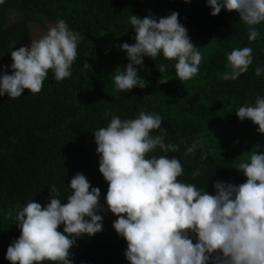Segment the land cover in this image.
<instances>
[{"label":"trees","instance_id":"1","mask_svg":"<svg viewBox=\"0 0 264 264\" xmlns=\"http://www.w3.org/2000/svg\"><path fill=\"white\" fill-rule=\"evenodd\" d=\"M172 12L179 14V22L202 55L198 74L181 83L173 67L176 61L162 54L155 60L145 56L143 68L136 67L146 87L118 91L115 70L129 63L119 45L135 43L130 15L160 18ZM211 12L206 0H4L0 4V66L12 64L11 44L28 37L30 22L44 25L48 20L54 27L63 19L83 37L69 77L56 81L49 70L39 93L25 89L19 98L0 97V264H11L5 257L21 234L15 220L19 208L33 200L47 205L52 186L66 204L72 191L68 185L77 173L100 189L103 211L97 214L103 216V230L77 238L70 259L73 264H129L124 254L127 242L113 228L118 217L106 204L108 183L99 171L93 135L106 128L113 116L121 120L138 118L140 112L161 116L160 129L150 134L162 135L166 145H178V150L163 152L157 147L147 158H177L183 168L180 182L212 195L217 181L237 186L246 182L235 167L250 162L247 158L253 152L264 153V134L252 121H241L236 110L253 106L257 96L264 98V71L255 74L257 67L264 69V22L257 25L260 35L250 42L238 13L222 9L212 16ZM243 47L253 49V63L236 80H224L223 74L230 71L227 54ZM161 65L166 66L164 73L158 71ZM10 66L5 68L9 75ZM160 79L168 81L160 84ZM196 140L204 148L185 154ZM203 152L208 153L205 159ZM197 170L200 175L193 178ZM58 230L63 232V225Z\"/></svg>","mask_w":264,"mask_h":264},{"label":"clouds","instance_id":"2","mask_svg":"<svg viewBox=\"0 0 264 264\" xmlns=\"http://www.w3.org/2000/svg\"><path fill=\"white\" fill-rule=\"evenodd\" d=\"M206 2L212 16L222 9L238 13L247 26L250 42L260 35L257 25L264 22V0ZM178 16L177 12L160 18L130 15L135 43L119 45L129 63L123 70H115L113 79L118 91L146 87L136 67L143 68L145 56L155 60L162 54L166 60L176 61L173 67L181 83L198 74L202 55ZM82 39L59 19L47 35L11 51L12 74L0 66V97L19 98L25 89L33 95L39 93L49 70L56 81L69 77ZM252 52L251 47H243L227 54L226 68L230 71L223 74V79L236 80L247 72L253 63ZM165 68L161 65L158 71L164 73ZM262 71L257 67L255 74L259 76ZM167 81L160 79L159 83ZM236 115L241 121H252L264 134V98L257 96L253 106L239 107ZM161 123L158 114L140 112L135 119L113 116L106 128L93 133L100 156L99 171L108 183L106 204L118 217L113 228L127 242L124 254L129 264H264V153L253 152L247 158L250 162L235 167L246 176V182L237 186L217 181L212 195L178 181L183 168L177 158H147L157 147L163 152L178 150V145H166L162 135L150 134L160 129ZM197 148H204L200 140L187 147L185 154ZM207 155L203 152L201 159ZM198 175L199 170L193 178ZM68 187L72 191L66 204L52 186L47 205L33 200L19 208L15 220L21 234L7 248L5 257L11 264H73L70 249L76 239L103 230V216L97 214L103 211L100 189L92 187L81 173L71 179ZM61 225L63 232L58 230Z\"/></svg>","mask_w":264,"mask_h":264},{"label":"rangeland","instance_id":"3","mask_svg":"<svg viewBox=\"0 0 264 264\" xmlns=\"http://www.w3.org/2000/svg\"><path fill=\"white\" fill-rule=\"evenodd\" d=\"M53 25L50 21L46 20L44 25H39L34 22H30V32L28 37L24 41H18L11 44V50H17L22 46H30L31 40H39L43 36L47 35L50 28ZM11 65L10 62H6L4 68L9 67Z\"/></svg>","mask_w":264,"mask_h":264}]
</instances>
